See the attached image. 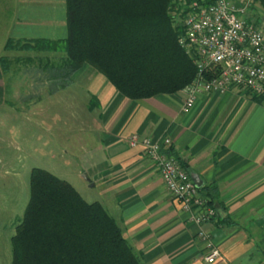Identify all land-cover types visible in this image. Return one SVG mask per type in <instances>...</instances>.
<instances>
[{
	"label": "crops",
	"instance_id": "1",
	"mask_svg": "<svg viewBox=\"0 0 264 264\" xmlns=\"http://www.w3.org/2000/svg\"><path fill=\"white\" fill-rule=\"evenodd\" d=\"M0 5V26H9L6 42L66 37L64 0H7ZM61 29L65 35L57 38ZM44 54L54 62L37 65L36 82L26 87L39 83L47 91L29 94L25 104L33 105L37 120L50 115V120L71 122L70 135L68 131L56 135L63 141L62 155L80 163L87 188L98 191L96 202L114 219L141 264H206V242L198 237L200 232L209 236L220 253L213 264H264L263 99L238 89L223 95L200 94L184 113L183 91L130 101L88 65L70 76V86L51 93L50 85L63 84L62 79L55 83L53 79L65 54L39 53ZM20 69L0 66V106L13 95L16 98L9 90L19 84L11 78ZM75 89L87 99L83 120L89 122L78 132L73 124ZM92 98L97 101L93 110ZM53 99L61 106L71 104L70 113L67 107L47 114L43 104ZM132 136L159 143L169 139L170 146L163 152L171 149L190 177L197 178L199 194L204 198L201 188L215 189L209 206L214 215L208 222L198 226L191 213L181 210L143 147L129 145Z\"/></svg>",
	"mask_w": 264,
	"mask_h": 264
},
{
	"label": "trees",
	"instance_id": "2",
	"mask_svg": "<svg viewBox=\"0 0 264 264\" xmlns=\"http://www.w3.org/2000/svg\"><path fill=\"white\" fill-rule=\"evenodd\" d=\"M64 2L66 37L20 47L65 54L53 79L63 84L54 85L51 93L70 86V76L83 65L130 101L174 95L196 78V67L178 44L180 30L169 15L170 0ZM96 107L92 98L90 109ZM200 190L212 205L215 189ZM10 244L11 264H141L99 203H87L70 184L37 168L30 171L28 202Z\"/></svg>",
	"mask_w": 264,
	"mask_h": 264
},
{
	"label": "built area",
	"instance_id": "3",
	"mask_svg": "<svg viewBox=\"0 0 264 264\" xmlns=\"http://www.w3.org/2000/svg\"><path fill=\"white\" fill-rule=\"evenodd\" d=\"M170 14L179 28L178 44L196 67L194 81L183 89L186 99L182 106L189 112L200 94L223 95L241 90L251 98L264 100V27L251 20L248 10L254 0H170ZM140 144L144 155L156 168L170 197L184 212L191 213L192 221L201 226L214 215L187 171L178 160L165 154L161 143L148 139H129V145ZM206 242L203 260L213 264L220 253L200 232Z\"/></svg>",
	"mask_w": 264,
	"mask_h": 264
},
{
	"label": "rangeland",
	"instance_id": "4",
	"mask_svg": "<svg viewBox=\"0 0 264 264\" xmlns=\"http://www.w3.org/2000/svg\"><path fill=\"white\" fill-rule=\"evenodd\" d=\"M6 1L0 0V4L6 3ZM169 6H171V2ZM168 12L173 18L170 9ZM248 15L251 20L264 27V5L261 0H254L252 7L248 10ZM8 28L9 26L6 25L0 26V59L4 61L0 63V66H16L21 68L22 72L12 73L11 80L17 81L19 84L14 85L9 91L11 94L15 93L16 98L13 95V98L6 99L5 104L0 106V264H11L10 238L14 235L15 227L21 220L28 202L29 175L32 169L45 170L67 182L87 203H93L100 199L97 190L87 188L88 186L79 171L80 163L70 160V155L67 161L62 155L64 153L61 145L63 141L57 136L61 132L67 133V131V134L70 135L71 122L50 120V115L37 120L32 112L33 105L25 104L29 94L47 91L42 89L39 83H35V88L26 86L30 82H36L38 76L36 66L50 65L54 62L53 58L46 54L40 56V52H19L22 51L20 47L26 43L21 44L20 41L13 39L10 40V48L6 49ZM57 35V38H62L65 33L61 29ZM3 45L4 49H2ZM54 64L58 65V61L56 60ZM43 75L45 76V74ZM49 87L51 89L52 85ZM74 93L76 101L73 104L75 116L73 124L75 131L78 132L87 128L89 123L83 120V114L86 111H83L84 107L82 106L87 99L80 89H75ZM43 105L49 110L47 114H54L56 110L67 107L70 113L72 108V105L67 106L66 102L61 106L60 103H56L55 99ZM82 123L84 127H79ZM76 140H79L77 136Z\"/></svg>",
	"mask_w": 264,
	"mask_h": 264
},
{
	"label": "water",
	"instance_id": "5",
	"mask_svg": "<svg viewBox=\"0 0 264 264\" xmlns=\"http://www.w3.org/2000/svg\"><path fill=\"white\" fill-rule=\"evenodd\" d=\"M191 179L193 180L195 186H196L197 188H199L200 186H199L198 183H197V178H194L193 176H191Z\"/></svg>",
	"mask_w": 264,
	"mask_h": 264
}]
</instances>
